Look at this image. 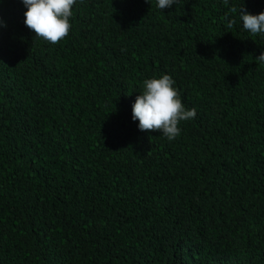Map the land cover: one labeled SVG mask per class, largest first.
I'll use <instances>...</instances> for the list:
<instances>
[{
    "label": "trees",
    "instance_id": "obj_1",
    "mask_svg": "<svg viewBox=\"0 0 264 264\" xmlns=\"http://www.w3.org/2000/svg\"><path fill=\"white\" fill-rule=\"evenodd\" d=\"M264 0H77L49 43L0 18V264H264ZM231 25V26H229ZM170 74L172 141L132 104Z\"/></svg>",
    "mask_w": 264,
    "mask_h": 264
},
{
    "label": "clouds",
    "instance_id": "obj_2",
    "mask_svg": "<svg viewBox=\"0 0 264 264\" xmlns=\"http://www.w3.org/2000/svg\"><path fill=\"white\" fill-rule=\"evenodd\" d=\"M179 2L156 0V7L160 10L170 9ZM21 3L26 9L24 24L36 37L56 44L69 34L77 0H21ZM239 18L245 31L253 35L264 34V11L252 14L243 6L239 9ZM6 26V22L0 18V28ZM257 60L264 63V52ZM196 115L195 108L189 109L183 104L174 78L170 74H162L143 81V91L132 104L131 118L134 122L138 121L140 131H159L172 141L181 134L180 123L191 121Z\"/></svg>",
    "mask_w": 264,
    "mask_h": 264
}]
</instances>
